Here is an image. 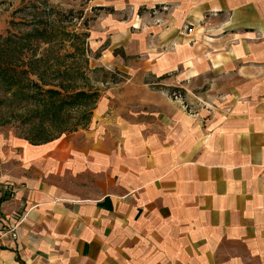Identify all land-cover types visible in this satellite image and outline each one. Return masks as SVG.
Wrapping results in <instances>:
<instances>
[{
    "label": "crops",
    "instance_id": "obj_1",
    "mask_svg": "<svg viewBox=\"0 0 264 264\" xmlns=\"http://www.w3.org/2000/svg\"><path fill=\"white\" fill-rule=\"evenodd\" d=\"M161 17L90 30L117 69L119 46L147 62L86 127L0 130V264H264V0H176ZM173 85L206 106L184 111Z\"/></svg>",
    "mask_w": 264,
    "mask_h": 264
},
{
    "label": "trees",
    "instance_id": "obj_2",
    "mask_svg": "<svg viewBox=\"0 0 264 264\" xmlns=\"http://www.w3.org/2000/svg\"><path fill=\"white\" fill-rule=\"evenodd\" d=\"M37 14L36 11L31 14L32 18L26 22L29 27L22 33L0 34V89L6 91L0 96V103L19 93L16 104L25 108L12 111L31 123L34 130L22 136L32 143L85 126L98 96L95 89L78 84L77 79L85 80L86 76L76 61L64 62V57H72L79 45L84 48L79 42L87 32L67 30L60 19L50 20ZM64 41L73 47L71 52H58ZM39 43L46 45L37 54ZM76 108L79 113L74 115L72 109Z\"/></svg>",
    "mask_w": 264,
    "mask_h": 264
},
{
    "label": "rangeland",
    "instance_id": "obj_3",
    "mask_svg": "<svg viewBox=\"0 0 264 264\" xmlns=\"http://www.w3.org/2000/svg\"><path fill=\"white\" fill-rule=\"evenodd\" d=\"M142 2L144 3L136 5V2L132 4L128 0H0V34L4 35L7 31L22 33L29 27L26 22L32 18L31 14L35 11L40 17H48L50 20L60 19L61 24L67 30L76 32L85 30L87 35L83 36L81 42H79L84 48L80 49L79 45L78 50L74 49V55H72V57H64V62L67 63L71 59L75 60L86 76L85 80L81 78L77 79L78 84L84 88L90 87L91 89H95L99 96L105 93L106 86L109 85V82L131 77V73L134 74L136 78L138 69L141 68L144 61L147 62V59H143L137 52H125L122 46L115 47L112 49V54L116 56L115 58L120 59L121 63L128 65L125 68L126 71L117 69L114 64L116 60L113 59L112 56L109 55L108 58H106V56L99 55L101 47L94 48L93 45H91L92 47L89 45L91 38L89 34L90 30L95 28V26L100 27L102 21L107 18H111V20H122L129 19L130 17L137 19L138 16L136 23L138 25H143V22L146 20L152 21L155 17H157L156 20L158 21L162 18V14L170 10L172 4H174L176 0H143ZM33 4L35 7L32 6ZM97 5L101 7H97ZM208 16V13L203 14L200 19L194 23L198 31L203 32L207 30L208 26H211ZM144 17L147 19H144ZM98 23L100 24L98 25ZM189 26H191V24L184 22L183 26H181V30L186 31ZM45 45V43H39L38 48H36L37 54L40 53ZM125 46L127 50L129 44ZM71 50H73V47L68 41H64L63 45L59 47L58 52H71ZM139 72H143V70L139 69ZM29 76L34 78L33 74ZM142 78L147 79L149 75L144 74ZM103 79H106L107 82L101 81ZM201 81V78L190 80L187 89L189 90L192 86L195 87L196 85H199L198 89H201ZM5 92L6 91L3 92L0 89V96H3ZM186 93L187 91L180 85H173L166 90V95L186 112H191L199 108V106H206V104L199 99L196 92L192 95V99H188ZM19 97L20 95L17 92L9 99L0 103V130L22 136L25 132L34 130V128H32L30 122L23 121L15 111H12L13 108L16 110H23V108H25L19 106L20 104H16L18 100H15V98ZM28 106L31 105L29 104ZM93 107L94 104L91 111ZM72 112L74 115H77L79 109H72ZM89 122L90 118L83 127H86ZM77 128H79V126H77ZM61 134H65V132Z\"/></svg>",
    "mask_w": 264,
    "mask_h": 264
},
{
    "label": "built area",
    "instance_id": "obj_4",
    "mask_svg": "<svg viewBox=\"0 0 264 264\" xmlns=\"http://www.w3.org/2000/svg\"><path fill=\"white\" fill-rule=\"evenodd\" d=\"M0 188L3 190V191H10V187H9V184L7 183H3L0 185ZM11 236L15 237V233L14 232H10Z\"/></svg>",
    "mask_w": 264,
    "mask_h": 264
}]
</instances>
